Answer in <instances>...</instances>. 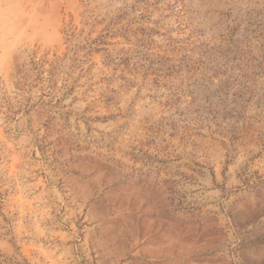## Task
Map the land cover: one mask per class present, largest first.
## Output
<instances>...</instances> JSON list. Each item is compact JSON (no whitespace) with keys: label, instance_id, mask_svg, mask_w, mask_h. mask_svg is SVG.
<instances>
[{"label":"rangeland","instance_id":"rangeland-1","mask_svg":"<svg viewBox=\"0 0 264 264\" xmlns=\"http://www.w3.org/2000/svg\"><path fill=\"white\" fill-rule=\"evenodd\" d=\"M218 21L0 0V264H264V39L215 59Z\"/></svg>","mask_w":264,"mask_h":264},{"label":"trees","instance_id":"trees-1","mask_svg":"<svg viewBox=\"0 0 264 264\" xmlns=\"http://www.w3.org/2000/svg\"><path fill=\"white\" fill-rule=\"evenodd\" d=\"M208 4V10L219 15V21L216 24L217 28L225 33V49L218 47V54L214 58H224L226 62H234L238 57H243L252 50L251 40L262 38L264 39V0H247L244 4L253 7L248 9L245 13L236 12L230 5L236 0H218L224 6H217L214 0H205ZM217 1V0H215ZM251 44V45H250ZM245 45V49H243ZM212 55L211 53H208ZM163 63L161 66L167 69V64L171 61L168 59H161ZM199 62H194L191 58H186L183 61L181 68L194 69ZM173 69V68H172ZM169 70V69H168Z\"/></svg>","mask_w":264,"mask_h":264}]
</instances>
